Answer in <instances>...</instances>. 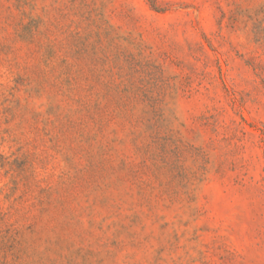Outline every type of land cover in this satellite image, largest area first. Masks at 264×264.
<instances>
[{
	"label": "rangeland",
	"instance_id": "374dc122",
	"mask_svg": "<svg viewBox=\"0 0 264 264\" xmlns=\"http://www.w3.org/2000/svg\"><path fill=\"white\" fill-rule=\"evenodd\" d=\"M0 264H264V0H0Z\"/></svg>",
	"mask_w": 264,
	"mask_h": 264
}]
</instances>
